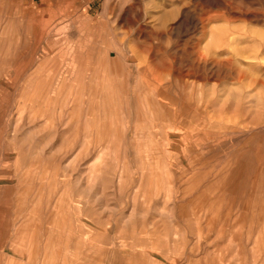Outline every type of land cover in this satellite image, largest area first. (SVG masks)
I'll list each match as a JSON object with an SVG mask.
<instances>
[{
	"label": "rangeland",
	"instance_id": "374dc122",
	"mask_svg": "<svg viewBox=\"0 0 264 264\" xmlns=\"http://www.w3.org/2000/svg\"><path fill=\"white\" fill-rule=\"evenodd\" d=\"M0 264H264V0H0Z\"/></svg>",
	"mask_w": 264,
	"mask_h": 264
}]
</instances>
